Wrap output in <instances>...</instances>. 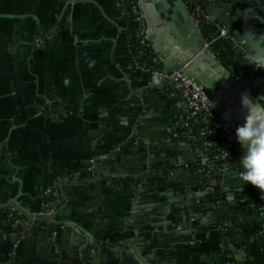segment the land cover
<instances>
[{"label": "crops", "instance_id": "obj_1", "mask_svg": "<svg viewBox=\"0 0 264 264\" xmlns=\"http://www.w3.org/2000/svg\"><path fill=\"white\" fill-rule=\"evenodd\" d=\"M128 22L119 0H0V205L15 200L39 212L57 177L125 143L93 176L87 171L91 180L61 188L57 237L34 228L16 255L13 239L0 238V264H85V255L90 264H143L129 244L105 245L132 239L150 264H223L262 226L239 175L227 173L225 247L202 177L173 167L193 158L172 136L183 103L131 69L121 34L137 25ZM0 227L13 232L2 210Z\"/></svg>", "mask_w": 264, "mask_h": 264}, {"label": "built area", "instance_id": "obj_2", "mask_svg": "<svg viewBox=\"0 0 264 264\" xmlns=\"http://www.w3.org/2000/svg\"><path fill=\"white\" fill-rule=\"evenodd\" d=\"M127 1L119 0L120 8L129 22L133 21L136 23L137 40L139 42L137 51H134L133 46L129 45L132 60L131 66L137 73L147 76L150 79V85L162 88L168 97L178 98L182 101L183 109L177 115L178 123L175 126V130L181 131L182 139L186 141L193 140L197 144L193 148L191 146L193 152L191 160H178L173 167L184 168L189 171H193L192 167H194L193 172L202 177L203 190L208 194L213 204L211 217L216 222L223 204L222 200L217 199L219 194L218 186L222 182L223 177L234 169L235 160L233 159V154L243 155L241 145L238 143L236 135L230 133L225 121L220 119L216 108L212 109L211 103H215L211 96L193 79L187 77L183 70L170 71L162 59L153 51V43L150 36L151 26L145 9V0ZM184 1L194 22L200 29V25L205 20L215 21L211 17V10L215 7L226 5L228 0H193L189 1V5L186 0ZM234 21L237 25H240L237 15L234 16ZM128 28L129 26L126 27V29ZM229 29L225 24L219 25L218 32L211 42L220 39L232 40L237 50H243L246 53L249 69L248 71H242L240 78H234L239 82L252 80L253 83L249 86V90L255 94L259 87L264 89V71L258 64L252 65L249 51L237 41L235 36H231ZM211 42H207L209 48ZM34 43L36 49L43 50L46 47V40L43 37L37 38ZM50 111L51 117L59 116L57 109L54 108ZM124 146L125 143H121L114 148L110 155L95 157L87 166L86 173L81 169H75L57 177L53 185L47 188L42 195L43 209L35 213L45 216L59 211L64 204L61 196V187L66 184H78L91 180L87 176V171L93 176L99 161L111 158L115 153L120 152ZM3 156L4 149L0 146V162ZM252 187L253 185L251 184L243 187L251 194V201L258 197L252 194ZM256 193L264 201L263 192L256 188ZM252 207L255 208L256 206L252 205ZM259 215L261 220L264 221V204L259 208ZM7 218L11 222L13 232L9 235L0 227V238L3 240L13 239V255L18 253L20 243L29 235L31 230L34 228L46 230L44 222L28 219L14 208L7 209ZM225 225L229 228L228 221ZM218 230L223 233L226 229L218 225ZM57 235L58 231L56 229L51 232L52 237H57ZM222 241L223 243L225 242L224 238H222ZM243 259V251L234 249L233 253L227 256L223 264H242Z\"/></svg>", "mask_w": 264, "mask_h": 264}, {"label": "water", "instance_id": "obj_3", "mask_svg": "<svg viewBox=\"0 0 264 264\" xmlns=\"http://www.w3.org/2000/svg\"><path fill=\"white\" fill-rule=\"evenodd\" d=\"M145 9L151 24L150 36L156 54L170 71L183 70L187 77L211 96L220 119L225 121L230 133L236 135V129L243 124L246 114L241 106V95L248 93L253 101L256 100L249 90L253 81L239 82L221 64L209 48L184 0H145ZM220 9V17L212 19L233 30L237 41L249 51L252 65L258 64L264 71V0H228ZM237 14L245 18L242 32L234 21ZM152 87L155 88L154 85ZM9 208L21 212L28 219L59 226L56 220L58 211L44 216L22 207L15 200L0 205V210ZM215 226L218 228L217 223ZM127 244L143 264H150L141 255L136 239L105 245L115 248ZM88 246L93 247V244ZM232 252L227 250L226 254ZM93 254L92 257H97L98 251ZM83 259L85 264H90L89 256L85 255Z\"/></svg>", "mask_w": 264, "mask_h": 264}, {"label": "trees", "instance_id": "obj_4", "mask_svg": "<svg viewBox=\"0 0 264 264\" xmlns=\"http://www.w3.org/2000/svg\"><path fill=\"white\" fill-rule=\"evenodd\" d=\"M129 1L130 0H128L127 2ZM189 1H193V0H186L188 5H189ZM219 25H223V24H221L220 22L211 21V20H205L200 25L201 33L207 42H211L212 39L216 36ZM229 31H230L231 36L234 37L235 34L233 30L229 29ZM137 39H138V31L137 29L134 30L132 27H129L128 29L123 30L121 34L122 42H126L129 45H132L134 48V51L135 50L137 51L139 49V42ZM210 49L219 59L221 64L231 73L233 77L240 78L242 71H248L249 67H248V60L246 58V53L243 50H237V47L234 41L220 39L215 42H211ZM131 69H133L132 66H131ZM255 95L256 97L264 95V89L262 87H259ZM259 102L264 103V99L260 100ZM172 136L175 142L177 143L187 142L192 146V148L195 147L197 144L196 141H193V140L186 141L182 139L181 131L179 132L176 131ZM240 157H241L240 155L233 154V159L235 160V166L232 172L238 175L243 170L240 164ZM192 170L194 171V167H192ZM251 190H252L251 191L252 194L255 197L257 196L258 197L250 201L249 203H246V206H248L250 209L256 212L259 218L261 219L259 215V208L264 204V201L256 193L255 186H253ZM218 192L219 194H218L217 199L222 200L223 204L219 211V215L217 217L216 223L221 228L226 229L223 233H221V237L224 238L225 240L224 242L225 247L230 248L232 247L230 245V229L225 225V223L228 221V217L225 211L226 198L224 196L221 183L218 186ZM252 205H255L256 207L253 208ZM2 211L5 212L7 215V209H4ZM43 224L46 225V231H50V233L55 229L59 231L58 226L56 227V226L50 225L49 223H45V222ZM242 251L244 253V259L242 261V264H264V221H262V226L254 233L251 244L243 248Z\"/></svg>", "mask_w": 264, "mask_h": 264}, {"label": "clouds", "instance_id": "obj_5", "mask_svg": "<svg viewBox=\"0 0 264 264\" xmlns=\"http://www.w3.org/2000/svg\"><path fill=\"white\" fill-rule=\"evenodd\" d=\"M262 99L264 95L255 101L248 93L241 95V106L246 114L243 124L236 129V137L243 150L240 157L243 170L239 173L242 186L251 184L264 191V103H258ZM211 105L213 109L215 104Z\"/></svg>", "mask_w": 264, "mask_h": 264}, {"label": "rangeland", "instance_id": "obj_6", "mask_svg": "<svg viewBox=\"0 0 264 264\" xmlns=\"http://www.w3.org/2000/svg\"><path fill=\"white\" fill-rule=\"evenodd\" d=\"M235 16H236V15H235ZM251 94H252L254 97H256V95H255L254 93L251 92ZM256 98H257V97H256Z\"/></svg>", "mask_w": 264, "mask_h": 264}, {"label": "flooded vegetation", "instance_id": "obj_7", "mask_svg": "<svg viewBox=\"0 0 264 264\" xmlns=\"http://www.w3.org/2000/svg\"><path fill=\"white\" fill-rule=\"evenodd\" d=\"M237 16H239V14H237Z\"/></svg>", "mask_w": 264, "mask_h": 264}]
</instances>
